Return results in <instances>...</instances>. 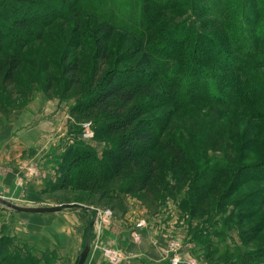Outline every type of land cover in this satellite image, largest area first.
Listing matches in <instances>:
<instances>
[{
  "label": "rangeland",
  "instance_id": "rangeland-1",
  "mask_svg": "<svg viewBox=\"0 0 264 264\" xmlns=\"http://www.w3.org/2000/svg\"><path fill=\"white\" fill-rule=\"evenodd\" d=\"M263 1L45 0L62 8V14L37 26L35 38L16 54L11 77V51L0 50V196L21 206L76 202L58 212H70L84 232L91 214L85 207H95L99 221L114 219L132 242L145 235L161 248L164 264L173 257L178 264H242L264 246V172L262 177L242 174V168L264 162V132L247 108L152 103L144 117L157 124L161 141L150 158H137L106 174L98 190L74 187V167L67 164L80 143L106 162L118 140L119 134L107 130L102 110L76 109L91 95L100 74L134 66L146 50L161 44L167 25L180 21L199 28L202 21L229 20L235 14L248 33L256 34L264 26ZM163 4L169 7L161 8ZM224 32L216 25L212 35ZM97 38L104 47L99 57ZM258 44L263 48L264 40ZM219 64L215 72L221 75ZM242 74L249 81L262 78L256 67ZM151 86L155 93L164 89L159 80ZM148 99L138 94L134 103ZM27 214L32 212L0 204V240L7 250L0 264H8L13 249L42 264V252L23 235ZM19 233L27 241L17 240ZM125 245L104 243L98 249L110 262L104 250L113 247L120 264L136 255ZM44 255L45 264H51L54 254Z\"/></svg>",
  "mask_w": 264,
  "mask_h": 264
},
{
  "label": "trees",
  "instance_id": "trees-1",
  "mask_svg": "<svg viewBox=\"0 0 264 264\" xmlns=\"http://www.w3.org/2000/svg\"><path fill=\"white\" fill-rule=\"evenodd\" d=\"M167 7L166 4L161 6ZM61 9L45 0H0V50L11 51L8 59L10 77L16 68V54L35 38L37 26L47 25L61 16ZM232 17L229 20L221 17L205 20L200 22L199 28L185 26L181 21L167 25L161 44L146 50L134 66L113 68L96 78L91 95L79 101L76 109L81 113L96 108L102 110L107 130L119 136L115 148L107 153L109 160L106 162L90 147L78 144L79 150L72 152L67 164L69 169L74 167L70 175L74 187L98 190L100 180L105 179L106 174L117 173L126 162L150 158L155 144L161 141L157 124L144 117L154 102L171 103L175 108H189L193 102L229 110L247 108L257 120L258 130L264 132V47L260 48L258 44L264 40V26L256 34L251 31L249 34L240 18L235 14ZM246 20L247 24L253 23ZM216 25L225 30L223 35H212ZM97 42L95 57H99L104 49L98 38ZM240 59L244 63H240ZM219 62L222 63L221 75L215 72ZM254 67L258 68L262 78L249 81L242 73ZM157 80L164 84L165 90L155 93L151 82ZM138 94L147 95L151 102L148 99L134 103ZM225 159L227 163L229 158ZM153 161L155 159L150 162ZM252 169L242 168L246 171L242 174L262 177L264 162L252 165ZM1 240L0 258L7 251ZM8 257V264H24V260L37 264L29 255L25 259L14 249ZM245 258L242 264L263 262L264 246ZM44 261L46 263L47 259Z\"/></svg>",
  "mask_w": 264,
  "mask_h": 264
},
{
  "label": "crops",
  "instance_id": "crops-1",
  "mask_svg": "<svg viewBox=\"0 0 264 264\" xmlns=\"http://www.w3.org/2000/svg\"><path fill=\"white\" fill-rule=\"evenodd\" d=\"M85 208L87 212L91 213L88 222H93L90 229L88 223L86 232L79 231L68 211L27 214L24 223L26 234L23 235L30 243H33L37 253L42 252V255L38 256L41 257L42 264H45L46 255L44 252L54 254L52 264H75L82 250L81 246L86 241L89 243L90 249L83 264H111L98 249V245L104 243L113 245L123 243L134 251L135 257L127 258L120 264H164L162 263L164 253L161 252V248H156L145 235L138 242H132L125 235L123 229L115 227L113 218L107 223H102L98 220L101 213L95 207L86 206ZM12 228L13 225L11 235L15 237ZM16 236L17 240L27 241L24 240V236L23 238L20 236V233Z\"/></svg>",
  "mask_w": 264,
  "mask_h": 264
},
{
  "label": "water",
  "instance_id": "water-1",
  "mask_svg": "<svg viewBox=\"0 0 264 264\" xmlns=\"http://www.w3.org/2000/svg\"><path fill=\"white\" fill-rule=\"evenodd\" d=\"M0 204L5 205L8 208L14 209L16 211L19 212H32V213H44V212H56V211H60L63 208H67V207H72L75 205H78V203L76 202H72V203H61V204H57V205H50V206H21L15 203H12L4 198H2L0 196ZM93 222L91 221L89 223V229L92 227ZM90 246L88 244V242L86 241V244L84 245V247L82 248V250L79 253V256L77 258V261L75 264H83L86 256L89 252Z\"/></svg>",
  "mask_w": 264,
  "mask_h": 264
},
{
  "label": "built area",
  "instance_id": "built-area-1",
  "mask_svg": "<svg viewBox=\"0 0 264 264\" xmlns=\"http://www.w3.org/2000/svg\"><path fill=\"white\" fill-rule=\"evenodd\" d=\"M86 136L91 137V134H89V132H86ZM109 215H110L109 213L105 214L107 218ZM104 253L108 256L111 264H117L121 260L120 254L113 247H106V249L104 250ZM178 263L179 261L177 259H174V257L171 258L169 261V264H178ZM187 264H195V263L191 261V262H188Z\"/></svg>",
  "mask_w": 264,
  "mask_h": 264
}]
</instances>
